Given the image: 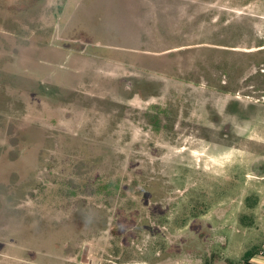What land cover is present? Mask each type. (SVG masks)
Instances as JSON below:
<instances>
[{
    "label": "rangeland",
    "instance_id": "374dc122",
    "mask_svg": "<svg viewBox=\"0 0 264 264\" xmlns=\"http://www.w3.org/2000/svg\"><path fill=\"white\" fill-rule=\"evenodd\" d=\"M256 250L264 0H0V264Z\"/></svg>",
    "mask_w": 264,
    "mask_h": 264
},
{
    "label": "crops",
    "instance_id": "0c3cea01",
    "mask_svg": "<svg viewBox=\"0 0 264 264\" xmlns=\"http://www.w3.org/2000/svg\"><path fill=\"white\" fill-rule=\"evenodd\" d=\"M244 264H264V255L261 253L259 255H255L249 263H244Z\"/></svg>",
    "mask_w": 264,
    "mask_h": 264
},
{
    "label": "trees",
    "instance_id": "16d2710c",
    "mask_svg": "<svg viewBox=\"0 0 264 264\" xmlns=\"http://www.w3.org/2000/svg\"><path fill=\"white\" fill-rule=\"evenodd\" d=\"M256 251H249L248 253H246V255L243 258V264L244 263H249V261L257 254H260L262 252V250H260L259 252Z\"/></svg>",
    "mask_w": 264,
    "mask_h": 264
},
{
    "label": "flooded vegetation",
    "instance_id": "af4514ba",
    "mask_svg": "<svg viewBox=\"0 0 264 264\" xmlns=\"http://www.w3.org/2000/svg\"><path fill=\"white\" fill-rule=\"evenodd\" d=\"M235 79H236V77H233V78H232V80H233L232 82H234V81H235ZM244 81H246V79H245ZM244 97H246L247 99H249V97H248V96H244Z\"/></svg>",
    "mask_w": 264,
    "mask_h": 264
},
{
    "label": "built area",
    "instance_id": "2783aa9c",
    "mask_svg": "<svg viewBox=\"0 0 264 264\" xmlns=\"http://www.w3.org/2000/svg\"><path fill=\"white\" fill-rule=\"evenodd\" d=\"M261 254L264 255V250H262Z\"/></svg>",
    "mask_w": 264,
    "mask_h": 264
}]
</instances>
